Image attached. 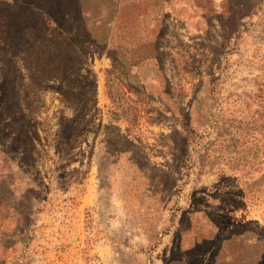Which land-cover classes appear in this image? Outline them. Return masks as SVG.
Segmentation results:
<instances>
[{
	"label": "rangeland",
	"instance_id": "1",
	"mask_svg": "<svg viewBox=\"0 0 264 264\" xmlns=\"http://www.w3.org/2000/svg\"><path fill=\"white\" fill-rule=\"evenodd\" d=\"M8 264H264V0H0Z\"/></svg>",
	"mask_w": 264,
	"mask_h": 264
},
{
	"label": "crops",
	"instance_id": "2",
	"mask_svg": "<svg viewBox=\"0 0 264 264\" xmlns=\"http://www.w3.org/2000/svg\"><path fill=\"white\" fill-rule=\"evenodd\" d=\"M11 217V213L6 211V203L0 202V264H8V251L13 245L15 227L6 226V221Z\"/></svg>",
	"mask_w": 264,
	"mask_h": 264
}]
</instances>
